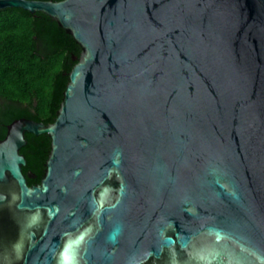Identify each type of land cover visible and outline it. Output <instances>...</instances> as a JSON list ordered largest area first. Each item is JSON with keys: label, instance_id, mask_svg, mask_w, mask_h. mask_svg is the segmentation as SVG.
Listing matches in <instances>:
<instances>
[{"label": "water", "instance_id": "water-1", "mask_svg": "<svg viewBox=\"0 0 264 264\" xmlns=\"http://www.w3.org/2000/svg\"><path fill=\"white\" fill-rule=\"evenodd\" d=\"M80 47L52 122L0 139V264H264V0H0ZM50 149L28 184L25 133Z\"/></svg>", "mask_w": 264, "mask_h": 264}, {"label": "trees", "instance_id": "trees-1", "mask_svg": "<svg viewBox=\"0 0 264 264\" xmlns=\"http://www.w3.org/2000/svg\"><path fill=\"white\" fill-rule=\"evenodd\" d=\"M79 51L73 37L49 16L20 7L0 9V139L16 118L53 121L75 63L72 56ZM25 139L19 150L26 159L22 171L35 175L27 176L33 184L44 171L50 139L45 133L28 132Z\"/></svg>", "mask_w": 264, "mask_h": 264}]
</instances>
